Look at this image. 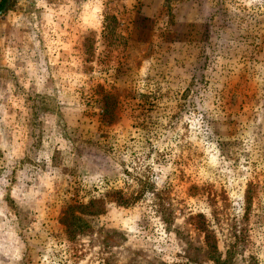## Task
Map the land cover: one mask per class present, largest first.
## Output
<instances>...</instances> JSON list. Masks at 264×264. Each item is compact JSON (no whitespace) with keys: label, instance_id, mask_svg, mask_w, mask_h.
Instances as JSON below:
<instances>
[{"label":"rangeland","instance_id":"obj_1","mask_svg":"<svg viewBox=\"0 0 264 264\" xmlns=\"http://www.w3.org/2000/svg\"><path fill=\"white\" fill-rule=\"evenodd\" d=\"M188 2L179 1L170 28L177 48L191 29L188 24L196 21ZM161 4L9 0L0 15V264H49L54 256L64 264H216L198 229L199 214L218 240L222 264H264V83L243 79L239 70L228 74L209 68L203 72L210 83L203 104L198 84L177 105L175 94L187 87L190 68L173 67L179 57L162 58L168 46L153 18ZM107 15L129 24L120 35L131 39L127 50L108 47L106 66L121 54L142 83L152 76L172 80L162 89L175 93L161 106L181 111L171 129L152 143L144 141L145 132L135 133L132 120L122 114L114 132L123 131L120 137L134 142L122 159L110 151L105 157L89 155L88 138L68 134L75 127L100 124L96 111L79 100L82 93L131 87L113 79L114 70L101 69L98 52L103 51ZM251 89L259 94L248 103ZM194 96V110L201 114L238 117L213 125L215 135L199 116L189 119ZM232 128H243L238 140L228 131ZM131 153L136 154L133 168H108L133 159ZM250 184L253 199L246 213L244 194ZM76 202L89 205L77 212L74 233L67 236L59 220L66 205Z\"/></svg>","mask_w":264,"mask_h":264},{"label":"trees","instance_id":"obj_2","mask_svg":"<svg viewBox=\"0 0 264 264\" xmlns=\"http://www.w3.org/2000/svg\"><path fill=\"white\" fill-rule=\"evenodd\" d=\"M6 1L0 0V9ZM179 1L162 0L160 11L153 16V18H156L154 23L158 25L157 29L162 33L165 45L168 46L163 51L162 58L179 57L173 67L190 68V70H186L188 73L186 77L187 87L182 92L175 94V103L177 105L187 101L189 95L193 93L191 87H195L198 84L201 86L203 94L199 105L203 104L204 92L207 94V89L210 85L208 76L205 77L203 72L209 68L211 71L216 72L222 69L228 74H236L234 71L239 70L240 74L243 75V79H256L264 83V0H186L189 1L187 3L189 9L196 11V21L199 23L193 21L188 24L191 29L186 30V33L183 34L185 36L182 38V46L177 48V43L179 42L174 40L175 37L171 36L170 28L175 23ZM193 3L198 6L204 4L205 7L198 10L195 6H192ZM131 24L133 25V23ZM128 25L115 15L104 17L102 26V33L104 34V39L102 40L103 51L98 52V56L102 62L101 69L110 68V70H114L113 79L118 78L121 84L130 83V89L128 91L119 89L117 92L101 89L99 92H85V95L82 93L79 100H82L86 107L96 111L100 124L98 127L93 128L75 127L73 131L68 133L79 139L87 137L88 139L84 143L86 153L92 156L105 157V151H110V154L119 159L130 155L129 149L131 148L130 144L134 143L133 138L126 140L120 137L123 131L114 132V129L120 126L122 114H125L134 123L131 129L138 134L145 132L144 141L151 143L160 139L163 134L162 131L165 132L171 129L172 121L180 116L181 111L176 112L174 109L165 110L161 106L166 96L175 93L170 92V90L163 92L162 89L164 82L168 85L173 83L172 80L169 81L166 77L164 80H162L163 78L155 79L152 76L142 83L139 79L134 78L137 77V74L134 73L136 70L130 66L129 62L121 60V54H119L120 57L117 61L110 59V66H106L108 65L106 63L107 54L111 52L108 47H111V50L118 47H122L125 50L128 49L131 36L124 37L120 35V33L122 34V27L125 26L127 29ZM193 30L197 31L195 32L197 33L196 40H193L190 35ZM90 49L91 52L93 50L96 51V48ZM193 53L194 63L189 65L187 60ZM165 65L161 63V67ZM197 73L200 76L197 77ZM124 77L128 78L124 79ZM97 88L102 87L99 86ZM248 92V95H250L248 103L257 100L255 96L259 92L252 89L248 90ZM235 93L236 90L232 89L230 90V95H228L233 99L235 98ZM242 95L239 92L238 96ZM169 100L170 98H168ZM196 104L197 96H194L190 102L191 112L187 113L190 117L189 119L192 120L199 116L202 122L207 123L210 130L213 129L215 124H230L231 121H234L232 118L238 117V115L233 114L232 117L229 116L231 118L227 119H222L219 116V118H216L211 115L210 111H205L201 114L198 110H194ZM212 104H216L215 96ZM164 119L168 120L166 125L163 122ZM241 125L238 124V126ZM242 130L243 128L238 130L232 128L228 131L231 132L233 138L238 140L239 132ZM212 132L216 135L215 131L212 130ZM130 134L133 135L134 132H130ZM218 138V142L222 143V136ZM222 151H224L223 148ZM131 155L133 159H129L128 162L124 164L122 162L109 164L108 168L126 172L128 168H133L131 161L134 160V157L136 158V154L131 153ZM115 194H118V198L122 199L121 192H116ZM252 199L253 190L250 184L244 194L246 213L251 207ZM88 205L89 203L81 204L79 202L66 205L59 223L65 228L67 236L74 233L73 229L78 216L77 212L86 209ZM198 217L201 220L198 224V229L204 235V242L211 260L216 264H222L217 259L219 257L217 256V238L210 230L204 217L201 214ZM20 264L23 263L21 262ZM49 264H64V261L54 256L49 259Z\"/></svg>","mask_w":264,"mask_h":264},{"label":"water","instance_id":"obj_3","mask_svg":"<svg viewBox=\"0 0 264 264\" xmlns=\"http://www.w3.org/2000/svg\"><path fill=\"white\" fill-rule=\"evenodd\" d=\"M8 4H9V0H7V2H6V4H5V6H4V8L0 11V15L2 14V12H4V11L6 10Z\"/></svg>","mask_w":264,"mask_h":264}]
</instances>
